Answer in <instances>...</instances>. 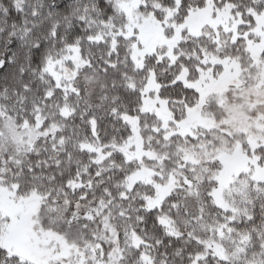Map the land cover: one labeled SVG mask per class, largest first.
Wrapping results in <instances>:
<instances>
[{"label":"snow or ice","instance_id":"6c2138e0","mask_svg":"<svg viewBox=\"0 0 264 264\" xmlns=\"http://www.w3.org/2000/svg\"><path fill=\"white\" fill-rule=\"evenodd\" d=\"M0 264H264V0H0Z\"/></svg>","mask_w":264,"mask_h":264}]
</instances>
